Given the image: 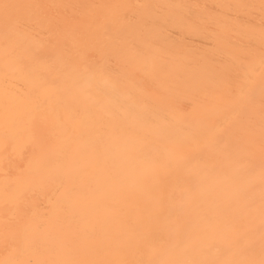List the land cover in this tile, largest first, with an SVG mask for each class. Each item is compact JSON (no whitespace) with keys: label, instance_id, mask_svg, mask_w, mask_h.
Listing matches in <instances>:
<instances>
[{"label":"bare ground","instance_id":"bare-ground-1","mask_svg":"<svg viewBox=\"0 0 264 264\" xmlns=\"http://www.w3.org/2000/svg\"><path fill=\"white\" fill-rule=\"evenodd\" d=\"M0 264H264V0H0Z\"/></svg>","mask_w":264,"mask_h":264}]
</instances>
